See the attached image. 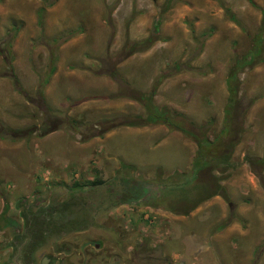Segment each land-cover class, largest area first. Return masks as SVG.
Returning <instances> with one entry per match:
<instances>
[{
    "label": "rangeland",
    "instance_id": "rangeland-1",
    "mask_svg": "<svg viewBox=\"0 0 264 264\" xmlns=\"http://www.w3.org/2000/svg\"><path fill=\"white\" fill-rule=\"evenodd\" d=\"M166 1L0 0V212L5 200V215L17 223L0 220V264H24L21 248L32 237L25 213L41 217L32 264H264V167L249 161L264 152V56L239 73V112L219 148L235 141L228 170L199 172V189L183 205L174 188L182 191V173L191 171L192 138L176 130L178 172L162 162L171 145L155 153L160 161L138 168L131 158L139 137L104 142L98 134L104 118L143 116L129 95L154 85L158 108L183 115L191 122L185 127L209 140L220 134L227 73L247 51L264 0ZM147 37L148 49L129 52ZM70 68L80 76L67 81L65 99L59 89ZM25 129L32 131L26 138L9 136ZM118 142L120 164L106 154ZM214 183L219 193L182 213ZM50 212L57 223L48 231L42 218Z\"/></svg>",
    "mask_w": 264,
    "mask_h": 264
},
{
    "label": "trees",
    "instance_id": "trees-1",
    "mask_svg": "<svg viewBox=\"0 0 264 264\" xmlns=\"http://www.w3.org/2000/svg\"><path fill=\"white\" fill-rule=\"evenodd\" d=\"M169 1L167 0L166 2L168 3L167 6H169ZM225 14L228 16L230 21L235 23L237 26H239L242 30L244 29L240 23V21L237 19V17L232 13V11L228 7H224ZM260 21L258 24V27L256 28V31L250 38V45L247 49V51L244 53V55L238 56L234 59L232 66L230 67L227 77H226V89L228 92V98L226 100V104L224 107V119H223V126L220 129V134L218 136H215V140H209L208 137H206V132H199L196 133L193 130L189 129L188 127H185L184 124H188L189 126L191 125V122L186 120V118L182 115L178 116L179 114L176 115H171L168 111L165 109L158 108L153 101V94L155 92V87L156 85L153 86L152 90L145 94L136 91L135 95H129V97L134 98L135 100L139 101L144 109V115H126L119 117L120 120L117 122H114V119H103V123H101L102 127L99 128L98 134L102 135L108 130L116 127V126H132V127H137V126H144L148 124H163L165 125L169 130H178L181 133L185 134L186 136L192 138L197 146L196 149V154L195 157L192 160L191 164V171L190 173H182V174H187L188 177L182 178V191H179L176 187L174 188L179 195L177 196V199H179L180 196H182V205L186 201V199L190 198L188 194H190L192 191H198V185L196 184L195 180L197 179V176L199 172H201L204 169L212 168L214 167L217 169L219 172H223V170H228L229 168V160H230V151L232 150V147L235 143V141H232L231 145L226 147L224 150H220L219 148L222 146V141H223V135L229 131V127L231 124H233L235 118H236V112H239L238 108V91H239V73L246 67H253L254 65L259 64L264 56V7L260 8ZM38 24L41 25V14H38ZM159 33V22H155L153 25V34L158 35ZM151 38L147 37L144 40L140 41H135L131 44L130 47H128L129 52H134V51H143L146 50L150 47L151 45ZM55 65H51L50 71L53 72ZM176 69H178L175 66ZM159 81V80H158ZM123 96V93H121ZM236 111V112H235ZM182 119V123H180ZM75 121H70V124L74 126ZM57 127H51L48 128L47 130H44L43 133L50 132L51 130L56 129ZM30 130L25 129L23 130H12L9 132V136L11 138H26L29 135H31ZM213 144V145H212ZM215 146V149L217 150V153H213V147ZM251 162H254L255 164H258L260 167H264V152L261 157L255 159V160H249ZM127 168H131L132 166H126ZM187 181V182H186ZM96 181H93L92 183L96 185ZM98 182V181H97ZM133 182V180H132ZM174 183V181H172ZM135 187L139 186V183L135 182L134 183ZM174 185V184H172ZM176 185V184H175ZM190 185V186H189ZM215 186L214 191H210L209 193L203 195L202 197H199V199H196L193 204L190 205V207L186 208L185 210L182 209V213L186 214L189 211L193 210L198 204H200L202 201L207 200L210 198L212 195H215L219 193V191L222 190L221 185L214 183ZM75 186L78 187L76 184ZM202 187H207V186H202ZM201 188V187H200ZM139 188L134 191L135 197L141 198L140 197ZM137 194V195H136ZM7 210V203L3 202V209L0 212V220H4V224L6 226H10L14 229L17 227L16 221L5 215V212ZM50 212L49 216L46 218H42L45 220V225L48 224L46 228L47 230L50 231L53 226L57 223L56 220L57 218L54 216L55 213ZM25 219V225L30 224V235L32 236L31 240L27 241V245L24 244L22 245L21 251L22 254L20 255L21 260L24 264H32L28 259H30L31 256H33V250L34 247L36 246L33 241L36 239V236L42 235V230L38 226V220L41 219V217L36 216V217H29L26 216V213L23 215ZM2 218V219H1ZM35 221L32 222L31 220ZM26 238V233L24 234ZM16 241L18 240L17 234H14ZM18 244H21L22 241L18 240ZM15 252H18V249L15 248Z\"/></svg>",
    "mask_w": 264,
    "mask_h": 264
},
{
    "label": "crops",
    "instance_id": "crops-1",
    "mask_svg": "<svg viewBox=\"0 0 264 264\" xmlns=\"http://www.w3.org/2000/svg\"><path fill=\"white\" fill-rule=\"evenodd\" d=\"M53 72H55V69ZM64 74L65 75L61 80L62 89H59V91L61 90L63 92V98L67 99L70 97V93L67 92L70 85L68 82L73 81L78 74L71 68ZM54 75L57 76L58 74ZM63 88L67 89V91H63ZM122 134L135 135L136 137H139V140L135 142L136 144L133 147V152H135V154L131 158L137 165H135V167L144 168V164L151 163L155 160L160 161V159L155 156V153L162 146L171 145L172 149L169 157L163 159L162 162L165 164L167 162L171 163L173 171L176 170L178 172H182V137L178 131L169 130L163 124H148L137 127L123 126L105 132V134H103L104 142L109 140L111 142V139L117 141V137L121 138L120 135ZM106 154L111 156L112 159L115 158L119 164L120 162L126 161L123 156V149L121 148L120 142L115 143V146L106 145ZM130 162L132 161L130 160Z\"/></svg>",
    "mask_w": 264,
    "mask_h": 264
},
{
    "label": "water",
    "instance_id": "water-1",
    "mask_svg": "<svg viewBox=\"0 0 264 264\" xmlns=\"http://www.w3.org/2000/svg\"><path fill=\"white\" fill-rule=\"evenodd\" d=\"M17 264H19V263H17ZM41 264H46L44 259L41 261Z\"/></svg>",
    "mask_w": 264,
    "mask_h": 264
},
{
    "label": "flooded vegetation",
    "instance_id": "flooded-vegetation-1",
    "mask_svg": "<svg viewBox=\"0 0 264 264\" xmlns=\"http://www.w3.org/2000/svg\"><path fill=\"white\" fill-rule=\"evenodd\" d=\"M20 249V248H19ZM19 252V251H18Z\"/></svg>",
    "mask_w": 264,
    "mask_h": 264
}]
</instances>
